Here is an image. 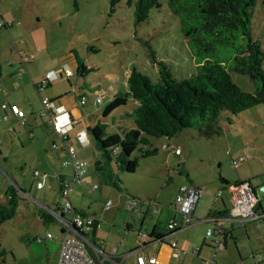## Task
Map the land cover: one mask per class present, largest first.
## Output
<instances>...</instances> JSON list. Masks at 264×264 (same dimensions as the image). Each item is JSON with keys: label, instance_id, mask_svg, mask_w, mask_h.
<instances>
[{"label": "rangeland", "instance_id": "rangeland-1", "mask_svg": "<svg viewBox=\"0 0 264 264\" xmlns=\"http://www.w3.org/2000/svg\"><path fill=\"white\" fill-rule=\"evenodd\" d=\"M160 3L161 10L153 9L147 22L135 26L134 5H129L128 0H121L113 13L110 10V0H0V6L16 14L21 21L20 26L23 31L22 25L25 26L23 37L16 40L26 39L29 42L30 53L37 56L39 54L51 56L61 62L62 57H71L70 53L74 51L87 65L96 69L87 78H82L76 73V65H72L75 74L70 78L71 82L75 83L79 80V83L84 84L85 81L91 87L100 90L113 86L114 92H124L126 76L132 68H137L153 81H158V65L152 61L145 41L151 45L158 59L170 65L177 78H187L195 73L196 62L181 32L180 22L170 13L168 0H160ZM252 36L253 39L260 41L264 50V0L256 2L252 19ZM39 46L42 47L41 51L40 49L37 51ZM89 46H94L97 51H91ZM33 61H38V57ZM8 70L9 68L5 67L6 76L17 81L15 87L11 86L9 89L11 94L14 93L15 98L25 99L26 95L31 97L34 102L33 107L36 108L34 110H38L39 104L41 105L42 95L59 93L63 96L71 92L72 87L67 78L58 79L43 92L38 93L28 73L22 74L24 78L18 80L20 74H9ZM231 76L243 90H254V85L247 75L231 72ZM13 88L16 89L14 92H12ZM88 93L93 99L96 97L91 89ZM1 99H5L3 93L0 94V148L8 157V161L4 162L1 155L0 192L5 190L8 184L16 182L17 187L23 190L20 191L23 200L16 215L0 226V248L6 250V264H26L24 258L30 257L31 262L36 259L33 255L29 256V238L45 236L47 232L60 234L61 223L45 226L39 219L37 207L45 208L44 205H48L53 209L54 204L59 201L57 185L49 175L57 174L59 167H63L61 161L65 155L64 152L56 153L50 147L53 139H58L59 144L61 140L56 134L51 135L52 130L43 126L44 119L48 120L46 117L37 116L38 111L31 113L33 107H27L29 113L26 119L29 122L26 126H18L11 119H5ZM108 101L109 96H104L103 104L97 105L96 110L98 113L101 112L98 118L102 119V111ZM132 106L131 101L105 119L109 134L116 131L117 120L127 122L120 118V114L131 110ZM89 107H91L90 101L85 105L86 110ZM220 125L223 128L220 135L206 136L196 129H185L174 138H152L154 144L160 146L165 143L169 147L159 149L156 156L150 157H139V150L133 149L130 154L131 159L139 157L135 165L131 163L126 171H117L122 181L120 184L123 188L122 192L106 184L93 188L92 183H73L69 189V198L78 209H87L91 206L97 211L102 225L108 226L106 230L104 229L105 232L112 227V224H115V231L120 230L127 217H130L127 219L131 222L138 223L140 212L130 213L125 207V198L121 197L126 195L127 191L144 199L148 197L156 199L162 207L173 204L175 194L181 185L194 182L198 185L202 184L204 197L212 194L213 199L222 186L219 175L230 182H235L240 177L258 174L263 170L264 104L246 109L237 115L224 111ZM14 126L15 131H11L10 128ZM73 141L78 148L77 142ZM175 145L181 147L183 151L181 156L174 155ZM78 151L81 158L89 163L88 173L94 176L96 152H98L94 142ZM247 156L249 158L240 166L235 164L236 160ZM35 170L41 172V179L44 178L45 187L42 189L36 187V180L33 179ZM168 174L171 175L172 181L167 184ZM263 178L257 175L253 176L252 180L259 186ZM222 192L227 205L230 206L228 189H222ZM2 194L1 192L0 200L3 199ZM108 200L112 201V206L106 208L105 204ZM203 202L200 201L194 216V224L185 228L190 229L189 235L194 241L189 246V254H181L180 258H173L170 264L194 262L199 264L202 258L215 259L218 264H239L240 255L250 250L244 228L238 229L242 239L238 247L233 240H228L226 249L218 250L216 254L213 243L205 235L210 225L206 221L197 222L198 217L207 218L210 214L211 207H206L207 204L202 205ZM154 203L146 199L142 210L147 211L148 205ZM67 213L66 217L73 216L72 211ZM154 219L155 216L149 211L144 228L148 225L151 227ZM251 223L246 226L254 229L260 236L264 234L261 221ZM167 240H170V237ZM32 243H36L35 248L40 247V243L36 240L32 239ZM201 246L206 249L204 248L205 253L200 254L201 257L199 256L198 259L193 250L201 251Z\"/></svg>", "mask_w": 264, "mask_h": 264}, {"label": "trees", "instance_id": "trees-1", "mask_svg": "<svg viewBox=\"0 0 264 264\" xmlns=\"http://www.w3.org/2000/svg\"><path fill=\"white\" fill-rule=\"evenodd\" d=\"M120 1L110 0L111 13L115 11L116 5ZM256 2L257 0H168L170 13L178 18L181 32L187 40L192 57L195 59L196 71L190 77L177 78L174 76L170 65L166 61L158 59L151 45L145 41L152 61L158 65V81H153L147 74L137 68H132L126 76L124 92H114L112 86L113 89L108 95L109 97L112 96V99L107 102L102 111L103 115H108L127 106L132 101V109L120 114V118L127 122L117 120L116 131L119 130V132L114 131L109 134L107 123L102 122L99 118L90 130L91 144L93 141L98 150L96 152L95 172L99 187L100 184H106L114 186L122 192L123 188L120 186L122 181L117 175V171H126L131 163L135 165L139 157L156 156L159 149L169 147L165 143L160 146L154 144L151 141L152 138H174L185 129H196L206 136L220 135L223 132L220 118L224 111L237 115L246 109L264 104V50L260 41L253 39L252 36V19ZM128 3L134 5L135 26L147 22L151 11L153 9L161 10L162 6L160 0H135L134 2L128 0ZM89 49L93 52L97 51L94 46H89ZM72 53L76 59V73L79 76L87 78L89 74L95 71L96 68L88 66L81 57L77 56L76 52L73 51ZM71 70L72 75L65 77L70 85H72L70 77L75 74L72 68ZM231 72L247 75L254 85V90H243L234 82ZM77 81L79 82V80ZM79 84L81 87L78 90L82 93L77 97L79 98L80 95L87 97L89 93L84 88H88L90 84L85 81L84 84ZM101 90L92 89L95 96ZM101 104L95 103L96 106ZM43 116L40 113V117ZM44 126L49 130L52 129L47 123H44ZM62 142L63 146L56 142L58 148L55 149L52 148V141L50 147L56 153L66 150L65 161L69 154L67 144ZM176 148L180 149V154L175 153ZM133 149H138L140 155L131 159L130 154ZM173 153L176 156L181 155V147L174 146ZM1 155L0 151V158ZM2 159L6 161L5 156ZM181 166L184 167L183 164ZM168 175L167 184L172 181L171 175ZM33 179L38 181L34 177ZM57 179H59L57 186L59 201L54 204L53 209L48 205H44V207L49 210L41 206L37 207L39 219L45 226L59 222L54 213L58 214L60 211L62 197L70 200L69 194L64 196L66 180L59 176ZM219 180L222 185L221 188H228L244 181L250 182V180L245 179L231 183L222 175H219ZM16 184V182L8 184L4 190V199L0 200V226L16 215L20 202L23 200L20 195L21 189ZM121 197L125 198L126 209L130 213L140 212L142 220H145L149 211L151 215L159 217L151 232L145 233L146 241L153 239L164 242L168 235L183 228L173 229L168 226L171 218L178 215L175 200L173 204L162 205L161 207L156 199L149 197L144 199L131 194L129 191ZM146 199L155 203L148 205L147 211H143L142 206ZM215 204H213L210 213L215 211L218 215L228 214L229 207L226 206L223 211H217L214 209ZM154 209L157 210L156 213ZM259 210L263 213L261 204H259ZM71 211L78 215L87 214L86 216L95 220L94 225L87 232V236L90 237L92 243L97 245L95 234L100 224L99 217L88 210L83 211L72 207ZM236 226L239 225H234L232 228ZM38 239L41 241L43 237L35 238L37 241ZM5 254L6 250L0 248V264H6Z\"/></svg>", "mask_w": 264, "mask_h": 264}, {"label": "crops", "instance_id": "crops-1", "mask_svg": "<svg viewBox=\"0 0 264 264\" xmlns=\"http://www.w3.org/2000/svg\"><path fill=\"white\" fill-rule=\"evenodd\" d=\"M0 12H1V17L3 18V20L11 23L9 27H4L0 30V69H1L0 94L3 93L5 95V99H1L2 100L1 105H2V103H17L23 108V110L26 112V116H27V114L29 113V111L27 110V107H29V108L33 107L34 102H33V100H31L32 99L31 97H28V95H26L25 99H24V98H15L14 93L11 94V90H9V89L11 86L15 87V82H17V81L15 79L14 80L10 79V77L6 76L5 72H7V71H5V67L9 68V70H8V71H10L9 74H20L19 75L20 77L18 76V78H19L18 80H22L24 78V76L22 74L28 73L27 75L29 76L32 84L34 85V88L36 89V91L38 93H41L54 83V82L51 83L48 87H46L44 89H41V90L39 89L40 84L42 83V81L45 78L44 77L45 73H47L50 70H55L57 72H60L64 65H68L69 67L72 68V65H74V64L77 65L76 59L72 53H70L71 57H62L61 62H58L57 59H55L54 57H51V56H46V55H41V54H39V56H37L34 53H30V48L28 47L29 42L26 39H24V40L20 39L19 41L16 40V39L20 38L22 36V34L24 35L25 26L22 25V27L24 28V31H23L21 26H20L21 21L17 18L16 14L13 11H11L10 9H7L4 6L3 7L0 6ZM36 46H37V44H36ZM38 49H40L39 51H41L42 47L39 46L37 48V51H38ZM37 51H36V53H37ZM20 52H21V55H20ZM23 56H28L27 58L32 56L33 58H30V59L26 60L25 63H23L21 61V58H23ZM35 57H38V61H36V62L33 61L35 59ZM63 78H65V77H63ZM70 82H71V80H70ZM70 86L72 87L70 89V91H71L70 93H72V94L69 93V95L60 96L61 94H59V93L58 94L49 93V95H44V96L42 95L41 96V105L39 104L38 110H34L36 108L33 107L30 111H32L31 113H34V111H38L37 116H40V113L42 114L44 112V106L42 103V99L46 98V97L51 99V100L57 101L58 105L65 107L69 111V115H70L71 119L76 121L74 129L69 133V136L72 140H75L77 142L78 148L74 144V141H73V146L77 148V155L80 156V151H78V150L83 149V148L79 147V145H78V140L76 138L77 137L76 132L80 129H85L90 134V131L88 130V128L94 126L97 123V120L99 119L98 116H100L101 112L98 113V111L96 110L98 107L95 105V97L93 99V96H91L90 94L87 95V100L84 104H81L79 102V98L77 97V95H79L82 92L80 90H78L81 86L77 80L75 83L72 82V85H70ZM89 89L92 90L94 88L91 87V85L88 88H84V90H86L87 93H88ZM15 90L16 89L13 88L12 92H14ZM93 94H94V92H93ZM89 99H91V100H89ZM109 100H110V98H109ZM88 101H90L91 107H89L88 110H86L85 105L87 104ZM3 112L4 113L7 112V114L9 115V120L11 119L18 126H21V125L26 126L27 123L29 122L28 119H25V123L22 124L18 120V118L13 116L8 110H6V111L3 110ZM113 113H114V111L108 115H103V112H102L101 121L106 123L105 119L108 116H112ZM43 117H46L48 119V115L43 116ZM44 123H46L45 119L43 122V126H44ZM11 131H15V126L13 127V129ZM116 132H119V130H117ZM53 134H55V133L53 131H51V135H53ZM30 135H31V133H30ZM52 141H56L58 143V139H53ZM59 145L63 146L64 144L61 141V144H59ZM175 146H178V145H175ZM87 147H84V148H87ZM0 151H1V148H0ZM1 154L3 157L4 156L6 157V161H4V160L3 161L7 162L8 157L6 155H4L2 152H1ZM182 154H183V151H182ZM64 155H65V157L61 161V165L63 167H59V171L57 172V174L49 175V178L52 179V181L57 186H58V182H59V179H57V176L63 177L65 180H69L71 178V173H69L68 171L72 172V167L70 165H63V161L67 155L66 150L64 151ZM181 155H179V156H181ZM57 157H58V155H57ZM248 158H249V156H247V158L245 160H247ZM238 165L240 166L241 164H238ZM262 166H263V170L260 173H258V174L253 173L250 176H244L242 178L240 177L238 180L248 179V180H250V182L254 186H257L253 183V180H251V179H253V176H257V175L264 177V162H262ZM88 168H89V163L87 161V172H86V176H85V178H86L85 183H93L95 181H98L96 174L93 176L92 174L88 173ZM263 183H264V178L261 180V184H263ZM190 184H195V183L190 182ZM196 185H198V183ZM199 185L202 186V184H199ZM44 187H45V185H44ZM222 189H226V188H221L220 190H222ZM1 192L3 193L2 197L4 199V190ZM204 194L205 193H204V187H203V193L200 196V199H199L198 203L195 205L194 210H193L194 216L197 213V209H198V206H199L201 200L204 201L202 205L207 204L206 207L210 206L211 208L209 210L212 209V206L214 204V197L212 199V197H211L212 194L210 196L208 195V196L204 197ZM223 194L224 193L222 192V197L215 204L214 209L217 211H223L226 206L230 207L227 205V202H226ZM175 196H176V194H175ZM260 197H261L260 198V204L262 206V211L264 213V201H262V199L264 198V193L261 194ZM174 200H175V198H174ZM210 201H211V203L209 204ZM70 203L72 204V207L76 208V206L73 205L71 199H70ZM80 210H83V211L88 210L89 212L97 215V211L93 210L91 206H89L87 209H80ZM136 212H138V211H136ZM127 218H130V217H127ZM127 218L124 222V225L120 228V230L115 231V229H116L115 224H112L111 225L112 227L107 232H105L104 229L106 230L108 226H103L102 220L100 218H98V220L100 221V224H99L100 229L98 227L96 234H95V240H96V244H97L96 246L101 248V250L104 253H106L107 255L110 256V260H108V264H114V261L116 264H138L137 257H138L141 250L145 251V253L148 256H153L154 254H156L157 259H158V262L156 264H170L171 260L173 258H175V259L180 258L181 254H184V255L189 254V246H191V244H193L194 241H193V239L190 238V235H189L190 229H185V228L191 226L192 224H194V222L183 227V228H181V229H179L178 231L168 235L165 238L164 242H161L158 240H153V239H148L147 241L145 240L146 244L144 245V241H142V238L140 237V232L147 233V234L150 233L154 223L156 222V220L159 217H155L151 227H149V225H148L147 228H144L145 220H142L141 217H139L138 223H133V222H131V220H129ZM197 219H199V217ZM197 222H199V221H197ZM258 222H256V223H258ZM261 222H262L261 229H262V231H264V226H263L264 220H261ZM105 223H104V225H105ZM249 223L252 224L251 222H247L243 226H236L232 229H229L228 234L225 238L224 249H226V247H227L228 240H233L235 246L238 247V245L241 244V241H242L240 231H238V229L242 228V227L244 228L245 236L247 237L248 244L250 246V250L248 252L246 251L244 253V255H240L241 262L239 264H241V263H243V264H258L256 259L252 256V253H260L263 255V258H264V234L260 236L254 229H252L251 227L248 228L246 226V224H249ZM224 224L228 226L229 222L225 221ZM61 229H62V227H61ZM53 235H55L56 237L47 238L45 235V236H42L43 239L41 241L36 240L37 242L40 243L39 244L40 247H38V248H35V246H34V244H36V243H32V239L35 240L34 236L29 238L30 240L28 239V241L30 242L29 246H28V249L30 251L29 256L33 255L36 259H34L33 262H31V260H30L31 258L26 257V258H24V259H26V264H56L58 253H59V246H60V234H58V235L53 234ZM169 237H170V240H167ZM208 239H210V241L213 243V248H214L215 243H214L213 239H211V238H208ZM173 242L177 243V248L179 249V255L178 256H176V252H175L176 248L172 246ZM204 248L205 247L202 248V246H201L200 247L201 251L199 249L193 250V253H195L196 258H198L200 256V254L203 255V253H205ZM214 252L217 254V252L215 250H214ZM240 252H241V250H240ZM146 264H148V263H146ZM193 264H198V262H194Z\"/></svg>", "mask_w": 264, "mask_h": 264}, {"label": "built area", "instance_id": "built-area-1", "mask_svg": "<svg viewBox=\"0 0 264 264\" xmlns=\"http://www.w3.org/2000/svg\"><path fill=\"white\" fill-rule=\"evenodd\" d=\"M11 23L4 21L0 12V30ZM21 55V52H20ZM23 56L21 61L23 63L26 60L33 58L32 56ZM23 72V71H22ZM72 70L68 65H64L60 72L50 70L45 73V78L39 86V89H44L49 83H53L60 78L68 77L72 75ZM112 86L108 89H104L96 93L95 103L101 104L104 96H108L112 91ZM112 99V96L109 97ZM87 100L85 95H80L79 102L84 104ZM42 103L44 106V116L48 115L47 125L52 128V131L58 135L59 139L67 144L69 157L64 161V165H70L72 167L71 178L65 181L64 196H68V192L72 183H84L86 181L87 161L79 158L77 155V149L72 145L69 133L74 129L75 120H72L69 111L58 105L57 101L49 98H43ZM2 109L8 110L13 116L24 124L26 119V112L17 103H2ZM5 119H9V115L4 113ZM76 136L80 147H87L91 145V136L85 129H80L76 132ZM52 148L57 149L58 144L53 141ZM176 154H180V149H175ZM247 157H241L235 161V164H241ZM33 177L38 179L36 187L41 189L44 187V178L41 177V172L35 170ZM94 188L99 187L97 181L92 183ZM230 195L231 205L229 212L226 215H218L215 211H212L207 218L197 219V221H206L210 227L206 231V237L212 238L214 241V248L218 250L224 249L225 238L229 229L234 225L242 226L247 222H258L264 220V213L259 210L260 195L264 193V183L259 186H254L251 182L244 181L237 185H231L228 188ZM203 193V186L196 184H183L179 187L175 202L177 206L178 215L171 218L169 221L170 228L185 227L194 222L193 210L198 203L200 196ZM222 197V190H219L214 196V203H216ZM106 208L112 206V201L106 202ZM72 204L70 200H66L62 197V206L60 211L54 213L62 225L60 232V246L56 264H108L110 256L104 253L101 248L96 246L87 236V232L90 227L94 225L95 220L84 215L73 214L71 218L66 217L67 212L71 211ZM156 213L157 210L154 209ZM229 222V225H225L224 222ZM48 238L56 237L52 233H47ZM142 241L146 240V234L140 232ZM40 241V239H38ZM172 246L176 248V256L179 255V249L177 243L173 242ZM252 256L256 259L258 264H264L263 255L260 253H252ZM138 264H156L158 262L157 255L148 256L145 251L141 250L137 257ZM114 264L115 261H114ZM200 264H217L214 259H202ZM243 264V263H241Z\"/></svg>", "mask_w": 264, "mask_h": 264}, {"label": "water", "instance_id": "water-1", "mask_svg": "<svg viewBox=\"0 0 264 264\" xmlns=\"http://www.w3.org/2000/svg\"><path fill=\"white\" fill-rule=\"evenodd\" d=\"M88 130L90 131L91 130V127H89ZM21 192H23V190H21Z\"/></svg>", "mask_w": 264, "mask_h": 264}]
</instances>
